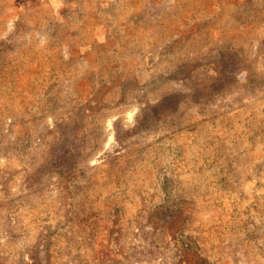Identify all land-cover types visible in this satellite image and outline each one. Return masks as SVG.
<instances>
[{"label": "rangeland", "instance_id": "1", "mask_svg": "<svg viewBox=\"0 0 264 264\" xmlns=\"http://www.w3.org/2000/svg\"><path fill=\"white\" fill-rule=\"evenodd\" d=\"M0 264H264V0H0Z\"/></svg>", "mask_w": 264, "mask_h": 264}]
</instances>
